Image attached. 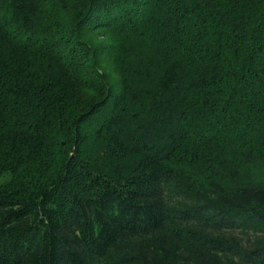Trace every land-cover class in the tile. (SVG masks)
Masks as SVG:
<instances>
[{
	"label": "trees",
	"instance_id": "16d2710c",
	"mask_svg": "<svg viewBox=\"0 0 264 264\" xmlns=\"http://www.w3.org/2000/svg\"><path fill=\"white\" fill-rule=\"evenodd\" d=\"M257 165L264 0H0V264H264Z\"/></svg>",
	"mask_w": 264,
	"mask_h": 264
},
{
	"label": "rangeland",
	"instance_id": "374dc122",
	"mask_svg": "<svg viewBox=\"0 0 264 264\" xmlns=\"http://www.w3.org/2000/svg\"><path fill=\"white\" fill-rule=\"evenodd\" d=\"M244 177L254 184L264 185V168H262L260 165L250 167L248 170L245 171ZM234 235L238 239H240L241 237L240 234L234 233ZM248 237H251V235H248Z\"/></svg>",
	"mask_w": 264,
	"mask_h": 264
}]
</instances>
